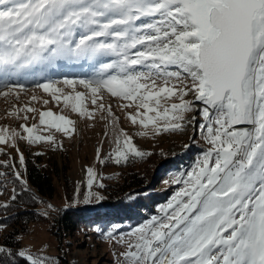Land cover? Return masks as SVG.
<instances>
[{"label": "snow or ice", "instance_id": "1", "mask_svg": "<svg viewBox=\"0 0 264 264\" xmlns=\"http://www.w3.org/2000/svg\"><path fill=\"white\" fill-rule=\"evenodd\" d=\"M0 6V80L32 74L34 65L58 58L114 56L100 64L97 76L63 83L82 85L101 112H112L103 103L104 90L129 102L122 107L135 103L131 122L152 125L157 135L181 130L188 112L201 111L208 121L200 127L210 147L187 174L185 187L161 208L163 217L153 216L128 240L116 241L126 245L120 253L125 264H264V0H0ZM155 16L160 19L136 24ZM0 87L7 96L24 85L7 81ZM35 87L62 92L52 81ZM85 95L76 91L54 99L74 100L73 111L91 118ZM23 111L26 120L34 109ZM39 117L42 125L69 136L75 130L71 119L52 111ZM21 128L26 136L0 129V144L15 147L18 138L55 143L53 135H34L35 125ZM114 143L117 164L130 155H151L123 130ZM19 162L24 165L23 154ZM87 172L91 186L94 171ZM15 176L20 179V172ZM28 259L45 264L43 258Z\"/></svg>", "mask_w": 264, "mask_h": 264}, {"label": "rangeland", "instance_id": "2", "mask_svg": "<svg viewBox=\"0 0 264 264\" xmlns=\"http://www.w3.org/2000/svg\"><path fill=\"white\" fill-rule=\"evenodd\" d=\"M156 17H144L140 21H136V24L152 23L158 20ZM115 58L114 56L87 59L58 58L52 63L34 65L30 69L32 74L20 72L0 80V85L7 81L24 85L22 91L17 89L7 96L0 95V129L7 128L9 132L16 130L21 136H26L27 134L23 131L21 125L26 124L29 127L35 125L34 135H53L55 138V143L47 141L29 143L27 139L18 138L15 142V147L11 144H0V149L6 150L3 162L12 163L16 168V165L20 163V154H24L26 148L34 152H55L56 157L60 159L64 156L63 153H65L70 166V170L68 171L69 181L74 192L83 184V193L90 197H95L105 184L119 179L120 170L118 169V165L120 163H115L113 149L115 148L114 139L116 135L120 133V130H123L133 138V143L140 150L148 153L156 150L160 155L161 162L152 165V168L153 172L157 171L155 175L158 174L157 176H159L160 174L159 178L156 176L158 178V187L169 186L167 188L166 199L159 203L155 202V210L152 211L151 209L150 214L141 218L136 224H129L123 227L121 231H115L113 233L115 241L108 236V233H105L99 238L96 246L93 243L97 241L92 242L79 236L74 238L71 249L68 246L66 248H59L58 242L47 230V220L33 222L29 224L27 232L20 236L21 245L19 252L23 251L25 253L24 257L27 259L30 255L33 259L39 260L43 258L45 263L48 261V263L54 264L58 253L66 256L70 264H125L124 257L120 256V253L127 250L126 245L116 241L121 237L128 240L130 233L139 226L146 224L153 216L163 217L164 213L161 211V208L166 207L172 197L181 188L185 187L183 181L188 178L187 174L197 168L198 163L203 159V154L210 147V144L205 139L207 136L206 128L200 127V125L208 123L201 111L186 113L181 130L161 131L157 135L153 133L152 125H149L146 129L139 122L136 124L131 122L128 114L130 112L136 114L135 103L130 108L122 107L123 104L129 102L119 97H112L110 93L104 90L103 103L106 108L110 105L112 112L111 114L106 110L101 112L91 104V93L85 90L82 85L77 83L73 89L72 86L63 83L66 78L78 81L80 79L95 77L100 73L101 63L110 62ZM169 70L176 71L178 68L171 66ZM48 81L55 82L56 87L61 88L62 92L54 94L44 92L43 89L35 87L38 83ZM0 91L7 90L0 87ZM76 91L86 93L84 106L93 112L91 118L87 115L82 117L79 113L73 111L74 100L65 103L63 99H54V96L62 97L69 94L74 97ZM17 92L19 93L18 95ZM33 96L36 97L35 100L32 99ZM186 99L192 100L193 97L189 94ZM172 102L178 101L173 100ZM161 104H164L163 100ZM198 107L202 109L201 106L198 105ZM26 108H32L34 111L27 112L28 118L25 120L23 118L25 115L23 110ZM17 111H19V115H9L10 112ZM41 111H52L56 115H63L71 119L74 122L71 127H74L75 130L69 136L49 124L42 125L39 117ZM140 111L143 113L144 110L140 109ZM149 115L155 116V113H149ZM193 117H195L194 122H192ZM141 118L144 117L139 116L138 121ZM45 119L47 120L48 118L46 117ZM160 123L162 124L164 121L161 120ZM144 132H147V135L141 134ZM121 140H123L122 136ZM187 149H191L194 152L193 157L190 158L191 163L187 165V168L182 164L183 170L176 169L171 174H168L166 169L162 171L165 166L173 164L174 160H181L183 158L182 154ZM188 154L185 157H188ZM151 155H148V157H151ZM129 158L132 160L137 157L130 155ZM106 163L107 165H105ZM121 163H124V161ZM147 165L150 166L151 162L145 161L140 165V169L145 170ZM88 168H92L94 171L91 186L88 184ZM162 178L164 179L161 181ZM174 180H179L180 182L173 183L172 181ZM165 181H168V183H165ZM43 209L47 210V207L43 206ZM131 238L135 239L134 237Z\"/></svg>", "mask_w": 264, "mask_h": 264}, {"label": "trees", "instance_id": "3", "mask_svg": "<svg viewBox=\"0 0 264 264\" xmlns=\"http://www.w3.org/2000/svg\"><path fill=\"white\" fill-rule=\"evenodd\" d=\"M193 153L187 149L181 160H174L162 171L166 169L171 174L176 169L183 170L182 164L187 168ZM63 154L60 159L55 152H34L26 148L24 165L17 162L15 168L12 163L3 162L6 150L0 151V249H3L0 264H31L19 255V248L21 234L27 232L33 222L47 220V230L59 248L68 246L71 249L74 238L79 236L97 241L93 243L96 246L102 235L136 224L148 216L151 209L155 210V202L166 199L169 186L158 187L160 174L155 175L157 171L153 172L152 168L161 162L156 150L151 152V157L129 158L120 163L119 179L105 184L95 197L83 193V184L74 192L68 176L69 162ZM145 161L151 165L141 170L140 165ZM16 171L20 172V179L16 178ZM13 195L15 200H12ZM5 204L8 207L2 206ZM54 264L70 263L66 256L57 253Z\"/></svg>", "mask_w": 264, "mask_h": 264}, {"label": "water", "instance_id": "4", "mask_svg": "<svg viewBox=\"0 0 264 264\" xmlns=\"http://www.w3.org/2000/svg\"><path fill=\"white\" fill-rule=\"evenodd\" d=\"M196 105L198 106V105H202V106H204L203 104H202V102H200V101H196ZM248 126H250V125H237L236 127H248Z\"/></svg>", "mask_w": 264, "mask_h": 264}]
</instances>
